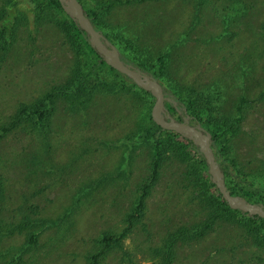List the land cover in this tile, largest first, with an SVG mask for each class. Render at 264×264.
I'll return each instance as SVG.
<instances>
[{
	"label": "rangeland",
	"instance_id": "1",
	"mask_svg": "<svg viewBox=\"0 0 264 264\" xmlns=\"http://www.w3.org/2000/svg\"><path fill=\"white\" fill-rule=\"evenodd\" d=\"M79 1L126 59L157 74L163 58L174 86L200 98L202 116L223 124L227 115L235 126L218 144L237 187L264 185V0ZM54 18L49 10L30 20L19 15L11 37L0 36V220L13 228L4 238L13 245L8 254L25 252L27 219L63 214L76 205L71 195L85 190L90 196L68 220L76 221V236L23 254V264H85L98 233H119L144 192L136 227L105 263L157 262L170 228L203 218L197 165L163 136L158 151L167 154L153 174V142L142 139L152 97L114 73L93 79L85 64L92 56ZM79 92L88 101L76 108L70 100ZM23 106L45 110L43 124L18 117ZM171 264H264V233L256 224H215L192 245H178Z\"/></svg>",
	"mask_w": 264,
	"mask_h": 264
},
{
	"label": "trees",
	"instance_id": "2",
	"mask_svg": "<svg viewBox=\"0 0 264 264\" xmlns=\"http://www.w3.org/2000/svg\"><path fill=\"white\" fill-rule=\"evenodd\" d=\"M45 10H49L50 12L54 13V19L58 21V25H61V27H63L65 34H67V36H70L72 43L78 45L81 49L86 50V52L92 56L93 62L85 64L89 67L88 73L93 74V79H95V77H97L100 72H106L108 74L114 73L118 76H121L125 81L130 82V80H128L126 77L118 74L116 71L106 66L101 61L94 50L90 48L84 32L62 12L57 0H6L0 8V36L4 37V35H6L8 36V38L11 37L14 27L13 23L16 16L21 15V17L23 16L24 18H28V20H30L31 16H33V13L36 14L37 11L41 12ZM83 10L87 14V17L91 21L92 25L97 30H99V27L101 26H99L96 13L94 11H91L90 9L86 10L84 7ZM104 36L107 39L112 38L109 34H105ZM166 63L167 62H165L162 58L160 60L158 73L152 74L159 80L164 89L177 97L185 105L187 112H191V115H193L199 121L201 126L211 134V147L224 173L225 184L231 194L242 196L250 202H257L254 198L264 195V185L258 184L259 186H252L250 183H247L246 187H237L236 183L238 182L239 177L235 175L233 166L228 163L226 159H223L220 152L218 144L219 138L221 136H224V133L231 132V129H234L235 125L232 122H228L230 120L225 114H222V116L219 117L220 119L225 120V122L223 121V124H219V121L216 118L214 120H209L207 117L202 116L203 111H201L198 106L195 105L197 103V100H199L200 98L192 99L191 97L186 96L187 94H184L181 85L178 87L174 86L175 84L170 80L171 69ZM134 65L150 72L148 69H145L144 66H140L137 64ZM103 68L105 69L104 71ZM84 83H86V86L88 84L90 85V83L87 81H85ZM171 89L174 90L172 91ZM82 90L85 89H80V92ZM80 92L73 93L72 97H74V99L72 98V100H70V104L75 106L76 108H79L83 103L88 101L85 99H79V97L82 96ZM175 94H177V96ZM69 95H71V92H69ZM29 110L30 107L27 110L26 106H23L19 108L16 115L18 117H23L25 115L29 117L34 116L37 120L36 122L38 123H42L43 120H45V110H43L42 112L40 109L35 107L31 111ZM212 111H214V115L218 113V111L216 109L214 110V108H212ZM146 114L147 121H145L144 128L142 129L144 133L142 134V139L146 141L150 140L153 142V174L156 175V171L158 166L160 165V162L162 161V159H164V157H166L164 155L167 154L166 152L160 153L158 151L159 140L163 136H166L173 142L172 149H174L175 146H181V152L184 153V158L189 161H194L197 165V170L200 173H198V179L201 185V195H198L199 200H197V205L200 206V208L198 209L200 212H202L203 216V218L198 223H196L195 227H188L184 225L182 227L175 226L170 228L169 233L162 240V254L164 253V256L157 260V262H152L151 264H171L173 255L178 245H192L195 240L206 236L208 230L215 226V224L235 222L236 224H244L247 229L250 228V226H255L256 224V228L260 229L264 233V220L257 217L244 216L239 211L232 210L226 205L224 200L220 197L219 193L215 189L214 185L209 181L203 158L196 151V149L193 148L189 142L182 139L179 135L170 131L161 130L152 122L150 113ZM226 119L228 121H226ZM8 130L9 129L7 127H4L1 131L6 132ZM193 158H196V160ZM4 191L3 179L2 177H0L1 202L3 201ZM86 193L87 192L85 190H80L77 193L71 195L70 200L76 205L74 206V208H72L73 206H64L62 208L63 214H57V216L54 215L50 216L49 218L27 219V223L29 222V225H27L25 229L29 232L24 239V245H22V247H24L21 248V250L25 251L23 254H25L27 251H30L31 249H36V247L46 248L47 246H50L52 249V246L54 247L57 244L58 239L67 241L70 238L73 239L76 236L74 229L78 227V225L76 224V221L69 223L68 220L73 217H78V214H76L75 212H77L78 207L81 205V201L90 196ZM145 197V193L143 192L138 197L134 207L129 208L128 212L125 213L124 221H126L127 225L119 233L114 232L109 228L104 229L98 233L95 240L96 249L92 246L91 253L87 252L88 256L85 264H106L105 261L108 255H110L111 252L116 251V249L122 248V244L127 235L131 233L136 227L133 222L137 221L141 217V213L143 212V200L145 199ZM260 202L264 205L263 201L260 200ZM10 226V223L0 220V239L2 240V249L0 250V264H23L24 257L23 254H21L20 250H18L14 254H8L10 252V249L13 248V245L10 244L8 247L7 244H5L4 238H6V236H8L9 238L13 235V228ZM28 246L29 249L27 248Z\"/></svg>",
	"mask_w": 264,
	"mask_h": 264
},
{
	"label": "water",
	"instance_id": "3",
	"mask_svg": "<svg viewBox=\"0 0 264 264\" xmlns=\"http://www.w3.org/2000/svg\"><path fill=\"white\" fill-rule=\"evenodd\" d=\"M57 2L62 12L84 32L90 48L106 66L126 77L134 86L152 97L153 103L150 109L152 122L163 131L179 135L201 155L208 179L226 205L244 216L264 220V205L262 203L250 202L242 196L231 194L225 184L221 166L212 150L211 134L201 126L193 115L187 112L185 105L166 91L151 72L141 69L127 60L117 47L92 25L78 0H57ZM173 112L179 116L180 121L174 119L171 115Z\"/></svg>",
	"mask_w": 264,
	"mask_h": 264
},
{
	"label": "flooded vegetation",
	"instance_id": "4",
	"mask_svg": "<svg viewBox=\"0 0 264 264\" xmlns=\"http://www.w3.org/2000/svg\"><path fill=\"white\" fill-rule=\"evenodd\" d=\"M170 109V108H169ZM171 110V109H170ZM172 112V111H171ZM171 115L174 117V119L176 120V121H180V118H179V116L177 115V114H175L174 112L173 113H171Z\"/></svg>",
	"mask_w": 264,
	"mask_h": 264
}]
</instances>
